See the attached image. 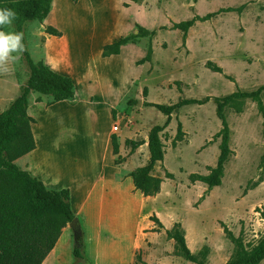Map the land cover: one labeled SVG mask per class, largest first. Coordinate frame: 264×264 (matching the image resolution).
<instances>
[{
    "label": "rangeland",
    "instance_id": "374dc122",
    "mask_svg": "<svg viewBox=\"0 0 264 264\" xmlns=\"http://www.w3.org/2000/svg\"><path fill=\"white\" fill-rule=\"evenodd\" d=\"M135 4L138 9L127 11L126 17L138 24L136 31L127 27L121 34L132 36L137 26L155 31L153 38L139 42L146 56L152 49L153 59L150 66L136 65L135 87L121 111L127 118L118 122L115 116L114 126L121 130L113 134L121 140L144 141L155 126L166 122L161 112L146 103H194L175 113L160 134L165 158L153 175L164 180L162 193L145 203L144 214H156L164 229L153 232L154 223L139 221L151 231L142 258L146 264H195L186 261L167 237V231L179 223L194 256L201 259L207 254L206 264H228L237 247L225 228L240 237L245 250L251 251L264 238V109L260 111L256 99L241 95L224 99L264 85V0H139ZM190 21L194 23L186 33L173 30V25ZM43 25L29 21L24 26L27 48L36 63L43 56ZM3 30L17 32L13 23ZM11 69L0 74V115L30 77L24 53ZM217 105L229 127L230 154L223 168L217 166L222 142ZM125 149L123 159L129 169L147 163V148ZM214 169L213 181L219 177L221 186L210 188L198 181ZM168 174L172 178L167 179Z\"/></svg>",
    "mask_w": 264,
    "mask_h": 264
},
{
    "label": "crops",
    "instance_id": "0c3cea01",
    "mask_svg": "<svg viewBox=\"0 0 264 264\" xmlns=\"http://www.w3.org/2000/svg\"><path fill=\"white\" fill-rule=\"evenodd\" d=\"M125 3L130 7L124 8ZM133 8L138 5L130 0H54L42 22L45 29L52 27L62 36L44 34L39 63L71 78L75 98L47 107L48 97L30 93L27 113L36 121L32 125L36 148L15 165L48 190H69L71 210L84 237L85 257H74V232L68 224L43 264H134L136 251L145 249L151 237L149 226L139 221H150L152 215L144 214V206L152 198L134 191V170L125 163L116 165L112 145L114 121L127 118L121 111L135 87L136 65L146 57V50L141 44H127L120 55L102 57L105 46L126 36L121 34L123 29L136 31L138 24L126 17ZM80 136L89 141L82 153L74 145ZM148 137L140 141L145 143L137 152L148 149ZM118 141L123 158L127 140Z\"/></svg>",
    "mask_w": 264,
    "mask_h": 264
},
{
    "label": "trees",
    "instance_id": "16d2710c",
    "mask_svg": "<svg viewBox=\"0 0 264 264\" xmlns=\"http://www.w3.org/2000/svg\"><path fill=\"white\" fill-rule=\"evenodd\" d=\"M77 3L80 0H73ZM138 3L139 0H130ZM53 0H0V8H11L17 13L13 24L17 32L23 33L24 26L29 21L43 22L50 13ZM125 8L129 5L125 4ZM213 14L207 18H212ZM193 21L173 25V30L183 29L184 33L193 26ZM183 25H187L184 27ZM3 30V29H2ZM45 33L54 37H61L62 34L52 27L45 29ZM155 31H148L137 26V33L122 38L112 45L104 47L102 57L120 55V50L127 44H139L141 39L154 37ZM24 56L30 69V77L27 85L22 89L21 95L11 104L8 110L0 115V264H43L52 250L55 248L62 230L74 220H77L70 206L69 190L51 191L38 179L32 178L27 172L21 171L15 161L32 152L35 148L32 125L36 121L29 117L27 113L28 100L31 92L48 97L47 107L62 102L71 101L75 98V86L71 78L58 75L50 71L42 63H36L27 48L25 38ZM147 56L137 62L138 66L150 63L153 51L148 48ZM241 93V92H240ZM264 85L255 92L234 93L230 95L236 97L241 95L245 99H256L259 101V109H264L262 95ZM130 105H137L138 102L130 101ZM225 103V102H222ZM194 104L189 101H182L173 106H163L146 103L145 106L153 107L161 112L166 122L164 126H155L149 133L148 150L149 159L147 163L131 174L134 182L135 192L139 191L145 198H153L161 193L162 178L153 175L158 163H162L165 158V146L160 134L169 127L172 116L183 107ZM224 106L223 108L226 109ZM114 118L116 111H113ZM217 116L221 120L222 129L219 136L221 142V156L218 167H222L227 162L230 154L229 150V127L225 121L224 110L217 105ZM264 117V116H263ZM183 137L182 124L178 125V138ZM145 142L127 141L126 145L132 150H137ZM113 153L116 156V165H122L124 159L120 156L117 136H112ZM226 164V163H225ZM216 169V168H215ZM212 175L200 177L199 182L205 183L210 188L221 186L220 178L213 181ZM167 179L172 178L170 174ZM264 215V213H263ZM157 229L164 226L156 214L150 217ZM79 227V226H78ZM80 229V227H79ZM230 239L237 247L236 257L228 264H262L264 262V238L251 251L245 250L239 238L232 236L231 232L224 229ZM169 240L175 243L177 252L186 260L195 264H206L207 254L201 259L194 256L187 246L185 233L181 224H175L173 229L167 231ZM205 250L204 252H206ZM84 237L81 233L74 236V257L84 260ZM203 252V253H204ZM209 254V253H208ZM134 264H146L142 258V251H136Z\"/></svg>",
    "mask_w": 264,
    "mask_h": 264
},
{
    "label": "clouds",
    "instance_id": "9594fccd",
    "mask_svg": "<svg viewBox=\"0 0 264 264\" xmlns=\"http://www.w3.org/2000/svg\"><path fill=\"white\" fill-rule=\"evenodd\" d=\"M16 17L17 13L13 9L0 8V74L10 73L11 65L18 61L26 50L23 33L2 30L10 26Z\"/></svg>",
    "mask_w": 264,
    "mask_h": 264
},
{
    "label": "bare ground",
    "instance_id": "6f19581e",
    "mask_svg": "<svg viewBox=\"0 0 264 264\" xmlns=\"http://www.w3.org/2000/svg\"><path fill=\"white\" fill-rule=\"evenodd\" d=\"M88 142H89L88 140H86L84 137L80 136V137L78 138L77 142L74 143V145L78 146L79 150H80L81 153H82V151L85 150V148H86ZM88 147H89V145H88Z\"/></svg>",
    "mask_w": 264,
    "mask_h": 264
},
{
    "label": "water",
    "instance_id": "95a60500",
    "mask_svg": "<svg viewBox=\"0 0 264 264\" xmlns=\"http://www.w3.org/2000/svg\"><path fill=\"white\" fill-rule=\"evenodd\" d=\"M70 227L73 229L74 236L80 234L77 220H74L72 223H70Z\"/></svg>",
    "mask_w": 264,
    "mask_h": 264
},
{
    "label": "built area",
    "instance_id": "2783aa9c",
    "mask_svg": "<svg viewBox=\"0 0 264 264\" xmlns=\"http://www.w3.org/2000/svg\"><path fill=\"white\" fill-rule=\"evenodd\" d=\"M113 131H114V133H117L119 131V127L117 125H115L113 128Z\"/></svg>",
    "mask_w": 264,
    "mask_h": 264
}]
</instances>
